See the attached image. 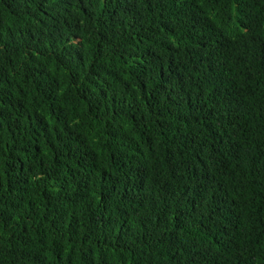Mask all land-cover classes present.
Listing matches in <instances>:
<instances>
[{"label": "trees", "instance_id": "1", "mask_svg": "<svg viewBox=\"0 0 264 264\" xmlns=\"http://www.w3.org/2000/svg\"><path fill=\"white\" fill-rule=\"evenodd\" d=\"M0 264H264V0H0Z\"/></svg>", "mask_w": 264, "mask_h": 264}]
</instances>
